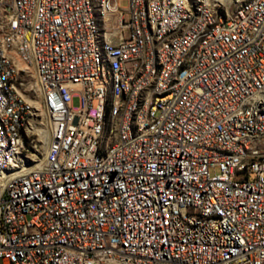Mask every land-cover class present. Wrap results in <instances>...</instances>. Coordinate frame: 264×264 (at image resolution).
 <instances>
[{
  "label": "built area",
  "instance_id": "2783aa9c",
  "mask_svg": "<svg viewBox=\"0 0 264 264\" xmlns=\"http://www.w3.org/2000/svg\"><path fill=\"white\" fill-rule=\"evenodd\" d=\"M0 264H264V0H8Z\"/></svg>",
  "mask_w": 264,
  "mask_h": 264
},
{
  "label": "rangeland",
  "instance_id": "374dc122",
  "mask_svg": "<svg viewBox=\"0 0 264 264\" xmlns=\"http://www.w3.org/2000/svg\"><path fill=\"white\" fill-rule=\"evenodd\" d=\"M8 0H0V17L3 13V7L6 5ZM218 1L220 2V9L231 11L237 4V0H212V2ZM126 0H120V5L125 6ZM78 101L75 97L73 99V105H77ZM39 130H46V121L43 116L38 117V121L34 124V130L32 132H28L23 134V145H24V154L28 157H36L44 148L46 140H47V133L43 135L42 140L40 139ZM44 134V133H43ZM45 138V139H44Z\"/></svg>",
  "mask_w": 264,
  "mask_h": 264
},
{
  "label": "bare ground",
  "instance_id": "6f19581e",
  "mask_svg": "<svg viewBox=\"0 0 264 264\" xmlns=\"http://www.w3.org/2000/svg\"><path fill=\"white\" fill-rule=\"evenodd\" d=\"M45 132L47 133V129H46V130H43V131L38 129V133H39V136H40V139H41V140H42V138H43V135L46 136V135H45ZM43 133H44V134H43ZM44 139H45V138H44Z\"/></svg>",
  "mask_w": 264,
  "mask_h": 264
}]
</instances>
